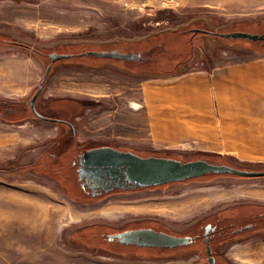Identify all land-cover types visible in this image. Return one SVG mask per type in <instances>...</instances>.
Listing matches in <instances>:
<instances>
[{"label": "rangeland", "instance_id": "obj_1", "mask_svg": "<svg viewBox=\"0 0 264 264\" xmlns=\"http://www.w3.org/2000/svg\"><path fill=\"white\" fill-rule=\"evenodd\" d=\"M195 21L201 22L197 28L205 29L206 23L218 33L261 35L264 0H0V45L13 40L44 53L26 49L41 58L43 74L51 63L50 54L74 55L53 65L36 108L48 118L70 121L76 130L71 136L66 126L37 119L29 111L37 121L33 140L41 135L46 141L16 159L14 151L0 156V170L13 171L0 173V264H190L169 255L173 250L128 248L113 244L107 236L126 226L154 225L199 234L205 225L222 218L234 228L251 222L258 211L245 206L264 205V178L207 174L89 197L76 183L74 167L73 173L67 170L70 161L59 163L68 153L74 157L79 144L86 149L110 146L141 157L182 162L206 158L241 169L264 168L260 159L252 157L256 153L243 147L244 155L216 147L225 141L215 128L187 121L192 127L185 129L184 113L170 108L165 97L154 103L158 110L154 111L153 100L144 95L146 83H168L173 76L217 64L264 58L259 41L194 31L177 36L176 30L191 29ZM112 50L136 53L143 60L78 56ZM169 112L175 113L172 119L180 125L171 127ZM156 115L163 117L159 127ZM46 151L56 154V164ZM22 166L32 169L18 170ZM76 213L83 216L74 220ZM227 250L238 264H264V227L245 232Z\"/></svg>", "mask_w": 264, "mask_h": 264}, {"label": "crops", "instance_id": "obj_2", "mask_svg": "<svg viewBox=\"0 0 264 264\" xmlns=\"http://www.w3.org/2000/svg\"><path fill=\"white\" fill-rule=\"evenodd\" d=\"M8 45H0V97L21 105L15 113L0 117V156L14 151L13 158L16 159L23 151L28 152L34 144L46 141L41 135L33 140L32 127L37 121L29 116L30 109L24 106L42 82L44 74L41 58L32 56L25 47ZM74 71V76H77ZM144 89L146 99L153 100L154 111H158L154 103L165 97L168 103L165 104L184 113L185 129L192 127L187 121L197 126L215 128L222 132L225 141L223 146L216 147L234 149L244 155L243 147L251 151V154L256 153L252 157L264 163V58L217 64L198 73L173 76L168 83H146ZM60 98L64 99L65 96ZM160 114L157 112V115ZM157 115L155 121L159 127L163 117ZM167 115L171 127L181 124L172 119L174 112ZM58 133L54 138H59ZM44 153L46 156L55 154L47 151ZM214 154L225 156L216 152Z\"/></svg>", "mask_w": 264, "mask_h": 264}, {"label": "water", "instance_id": "obj_3", "mask_svg": "<svg viewBox=\"0 0 264 264\" xmlns=\"http://www.w3.org/2000/svg\"><path fill=\"white\" fill-rule=\"evenodd\" d=\"M193 31L194 33H215L225 39H246L250 41L264 40V34L260 35L236 31L218 33L203 28H195ZM18 44H20V46L25 45L23 43ZM88 55L98 58L119 59L126 61L143 60L139 54L121 53L117 50L90 51L78 54L79 57ZM73 56V54L56 53L49 55L51 63L45 70L41 84L29 100V109L37 119L51 123H66L70 126L72 132H75V128L72 123L66 120L48 118L42 115L36 108L37 100L44 89L45 83L48 81L53 64L63 59H70ZM79 160L80 167L78 169V181L81 182L85 179V183L81 185L82 188H85L87 185L93 191L97 186L103 187L106 192H110L115 188L138 189L156 187L174 182H184L200 178L210 173L215 175L227 174L241 178H264V171L242 170L226 164L209 163L204 159L182 162L171 157H141L134 152L117 150L110 146L85 150ZM89 181H92V184H90ZM113 182L117 183L113 184ZM252 226L253 225H248L245 228L250 229ZM211 227L212 225H207L206 231H208ZM239 231H242V229ZM107 238L110 242L117 240V242L121 245L165 249L185 246L189 244L191 240V237L188 236L177 237L165 232H158L151 228L127 230L121 233L110 234ZM210 252L211 251L209 249V253Z\"/></svg>", "mask_w": 264, "mask_h": 264}, {"label": "flooded vegetation", "instance_id": "obj_4", "mask_svg": "<svg viewBox=\"0 0 264 264\" xmlns=\"http://www.w3.org/2000/svg\"><path fill=\"white\" fill-rule=\"evenodd\" d=\"M262 44V47L264 49V40L259 41ZM68 121V120H67ZM70 122V121H68ZM71 123V122H70ZM64 126L67 127V129L70 130L71 136H73L76 132H72L70 126L68 124H63ZM76 131V130H75ZM74 145V143H72ZM71 144L70 147L73 145ZM77 146V154L74 155L73 157V162L72 166L74 167V173L77 175V182L80 185V188L82 189L83 193L86 196L89 197H108L111 195L118 194L120 192H132L135 190H139L141 188L135 189H124V188H115L110 192H106L105 189L101 186H97L96 189L93 191L90 189L87 185L85 188H82V184L85 183V179L81 182L78 181V169L80 167V156L83 154L85 150H89L92 148H83L81 146ZM75 147V146H74ZM98 148V147H97ZM117 150H122L115 148ZM127 151V150H123ZM51 157L55 156L53 154H50ZM54 159L56 157H53ZM90 184H92V181H89ZM117 182H113V184H116ZM105 184V183H104ZM143 189V188H142ZM82 193V194H83ZM83 194V195H84ZM95 194V195H93ZM248 211L252 210L253 211H258V213H254L251 217V222L247 224H243L238 228L231 227L232 224L230 221H227L226 218H222V220H219L218 223H211L212 227L206 231V226L205 225L202 229V231L199 234H180V232H175L171 229L168 228H160L159 226H139V227H134V226H126L123 228H118L114 230L110 234H116V233H121L127 230H135V229H141V228H151L154 229L158 232H165L177 237H191V240L189 244L173 249H165L161 248L162 250L168 251V250H173L174 253H170L169 255L171 256H179L180 258L184 260H188L191 263L190 264H238L235 261H232L229 257L228 254H226L225 251H228L227 248L229 245H233L235 241H237L242 234L245 232H249L251 230L257 229L258 227H264V205L261 204H249L245 206ZM231 211V210H230ZM233 221V220H232ZM247 225H253L252 228L246 229L245 227ZM242 228V231H239V229ZM108 234V235H110ZM113 244H119L117 240L113 242ZM121 245V244H119ZM124 247L128 248H141L137 246H131V245H121ZM210 249V253H209ZM180 250V251H179ZM179 251V252H177ZM177 252V253H176ZM165 254V253H164ZM168 255V254H166ZM213 260V262H212ZM195 262V263H194ZM212 262V263H211Z\"/></svg>", "mask_w": 264, "mask_h": 264}, {"label": "trees", "instance_id": "obj_5", "mask_svg": "<svg viewBox=\"0 0 264 264\" xmlns=\"http://www.w3.org/2000/svg\"><path fill=\"white\" fill-rule=\"evenodd\" d=\"M200 23L201 22H199V21H195L194 23H191V29L190 28H183V29H178V30H176L175 32H177L179 35H177V36H182V35H184V34H189V33H192L193 32V28H197V26L198 25H200ZM201 25H203V24H201ZM204 25H205V29H208V30H210L208 27H207V24L206 23H204ZM203 25V26H204ZM184 29H185V31H184ZM212 31V30H211ZM215 31V30H214ZM214 31H212V32H214ZM230 31V30H229ZM233 31V30H232ZM218 32V31H217ZM211 35H216V36H218L219 37V35L218 34H215V33H212ZM2 43H6V44H10V45H19L20 46V44H18V42H16V41H13V40H3V41H1ZM190 42H191V38H190ZM22 47H25V48H27V49H29V50H32V52H34L35 54H37V55H42V56H45V54L44 53H42L41 51H39L38 49H36V48H34V47H32V46H29V45H27V44H25V45H23ZM74 57V56H73ZM55 64V63H54ZM53 64V65H54ZM176 74V73H175ZM35 93V92H34ZM33 96V95H32ZM20 105L21 104H19V103H15V102H10V101H7V100H3V99H0V117L1 118H4L7 114L8 115H11V114H13V113H15L16 112V110L18 109V108H20ZM53 155H55V156H53V157H56L55 159L53 158V157H51V155L50 156H48L49 158H50V160L52 159V161H53V163H52V165H54V164H56V159H57V156H56V154H53ZM60 158H61V156H60ZM203 159H205V160H207L209 163H217L218 161H215V160H210V159H206V158H203ZM59 160V159H58ZM67 160H69L70 161V164H71V166L70 167H67V170L69 171V170H71L72 171V173H73V166H72V160H73V157H71L70 156V154L68 153L67 154V156L66 157H64L63 159H61L60 161H59V163L60 162H64V161H67ZM235 168H237V167H235ZM19 169H23V170H27V169H32V166H22V167H20V168H18V170ZM238 169H241V168H238ZM66 170V171H67ZM242 170H249V169H242ZM258 171H264V170H258ZM10 172H13V171H2V170H0V173H10ZM210 174H212V173H210ZM215 175V174H214ZM227 175V174H226ZM216 176V175H215ZM68 177L71 179V175H70V172H69V174H68ZM192 180V179H191ZM77 181V180H76ZM77 184H78V182H76Z\"/></svg>", "mask_w": 264, "mask_h": 264}, {"label": "bare ground", "instance_id": "obj_6", "mask_svg": "<svg viewBox=\"0 0 264 264\" xmlns=\"http://www.w3.org/2000/svg\"><path fill=\"white\" fill-rule=\"evenodd\" d=\"M74 214V213H73ZM81 216H83V214H80V213H76L75 215L72 216V219H79Z\"/></svg>", "mask_w": 264, "mask_h": 264}]
</instances>
